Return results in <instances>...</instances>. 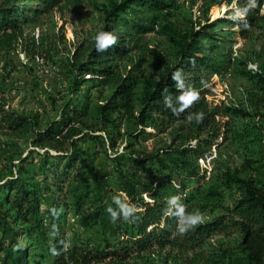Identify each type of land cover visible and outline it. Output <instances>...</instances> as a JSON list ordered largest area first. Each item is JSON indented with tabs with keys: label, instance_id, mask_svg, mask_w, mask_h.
<instances>
[{
	"label": "trees",
	"instance_id": "1",
	"mask_svg": "<svg viewBox=\"0 0 264 264\" xmlns=\"http://www.w3.org/2000/svg\"><path fill=\"white\" fill-rule=\"evenodd\" d=\"M35 1L44 4L46 11L57 5L56 0ZM238 1L248 4V0ZM164 4L162 0H125L113 5L104 14L108 21L116 23L121 20V16H129L131 19L126 20L125 24L136 36L148 32L150 28L140 21V12L131 6L158 9ZM262 10L264 0H257V6L248 11L241 26L246 21L247 27L251 28L264 19ZM28 20L24 9L18 7L16 0H0V50L23 36L21 26L27 24ZM205 29L203 27L198 31L178 33L175 62L157 78L143 84L138 110L134 104L137 81L128 74H123L119 63L129 59L137 48L136 42L139 39L137 41L136 38L123 35H116L118 39L114 45L98 52L95 48L96 34L84 62L79 63L75 59L76 65L72 64L71 67L79 79L72 81V97L61 108L58 119L40 125L36 119L34 121L18 114L10 109L0 87V133L16 138L30 134V146L43 150L39 153L33 149L25 157H12V161L17 160L19 164V167L14 166L18 173L0 183V264L32 262L28 247L17 241L20 233L27 238L38 235L44 246L49 243L48 235L53 236L51 244L47 246L48 252L52 254L51 264H131V259L143 260L145 255L166 249L192 252L193 258L188 260L190 264H195V251L206 247L211 236L219 234L227 226L238 230L245 245H252V254L246 257L245 251H242L246 263L261 264L260 255L264 250V191L257 187L259 183L252 176L239 177L228 169H221L208 182L201 184L205 174L201 172L198 161L211 155L213 145L220 146L216 143L220 136L224 141L229 139L228 136L233 139L247 137L251 142L264 140V128L255 123L238 121L239 118L250 117L245 111L238 107L209 105L207 102L211 90L209 76L217 74L219 68L215 61L204 55V48L200 45ZM164 30L165 33L171 32L166 27ZM176 69L183 70L182 79L185 84L199 94L196 101L178 114L164 103V95L170 94L174 106L179 107L177 98L183 89L177 88L175 81L171 79ZM86 75L89 76L88 79L84 78ZM256 76L259 89L264 93V77ZM85 82L92 85L81 95ZM109 87H114V91L103 101L100 100L103 91H97V95L92 93L93 90ZM165 89L167 93L164 92ZM201 112L203 119L197 122L195 114ZM190 115L191 120L188 119ZM89 116L97 125L83 123V119ZM173 125H181L179 130L187 126L190 139L195 144L187 143L177 150L127 153L134 149L141 137L154 135L147 131L148 128L157 134L165 133ZM108 127L117 131L116 134L122 139H126L123 152L115 153L113 157L107 152L117 150L118 139L108 135L106 144L101 135L95 134L96 129L103 131ZM85 144H90L93 149L83 148L82 145ZM99 154H104L111 162L112 169L110 174L95 180L93 162ZM33 155L40 161L36 162ZM29 163L37 164L38 171L21 167ZM145 169L149 186L154 184L156 187L151 189L152 195L167 184L174 185L186 212L194 209H199L200 213L206 212L213 206L212 202L221 200L224 192H232L235 188L239 196L223 216L211 222L200 223L194 230L181 234L178 231V218L166 214L167 203L154 198L148 202L140 197L142 183L138 172L142 173ZM21 171L26 174L25 178L19 175ZM49 177L54 180L52 186L47 185ZM108 180L116 184L117 190L126 197L127 202L136 206L139 210L137 218L132 223L117 225L116 229L121 235L115 243L105 242L102 247H65V240L56 236L63 230L65 215H60L59 209L66 200L48 197L46 194L50 187H54L58 194L67 195L69 191L65 190L64 185H76L73 212L82 226L88 227L109 216L106 208L110 204L115 208L113 203H108L83 212L90 194H94L95 200L101 202L102 198L112 192L108 187ZM193 184L197 187L191 188ZM81 186L83 189H80ZM187 190L190 191L185 195ZM52 209L57 214L53 215ZM18 224L26 225L20 229V233L15 228ZM53 246L57 250L56 255L50 251ZM32 264L43 263L33 260Z\"/></svg>",
	"mask_w": 264,
	"mask_h": 264
},
{
	"label": "rangeland",
	"instance_id": "2",
	"mask_svg": "<svg viewBox=\"0 0 264 264\" xmlns=\"http://www.w3.org/2000/svg\"><path fill=\"white\" fill-rule=\"evenodd\" d=\"M56 1L57 5L46 11L47 7L35 0H16L18 7L24 9L25 16L29 20L27 24L21 26L23 36L17 42L0 50V87L11 110L31 120L36 119L40 125L58 119L61 108L72 97V81L77 78L71 65H76L75 59H78L79 63L84 62L91 50L92 39L101 31L136 38L137 41L139 39L136 42L137 48L129 59L119 63L123 74H128L137 81L134 104L138 110L143 84L157 78L175 62V43L179 40L178 33L198 31L205 27V36L202 35L200 38V45L204 48V55L215 61L219 68L217 74L209 76L211 90L207 102L209 105L238 107L250 115L249 118H239L238 121L255 123L264 128V93L259 89L256 76L264 77V19L248 28L241 26L244 18H233L237 9L246 7L247 3H240L238 0H162L165 4L158 9L132 5L131 8L140 12V21L150 28L148 32L134 36L135 34L125 24L126 20L131 19L129 16H121V20L116 23L108 21V17L104 14L113 5L125 0ZM164 27L171 29V32L165 33ZM88 77L86 75L84 78L88 79ZM91 85L90 82H85L81 88V95ZM97 91H103L100 99L103 101L112 94L114 87L93 90V95H97ZM83 123L97 125L90 116L83 119ZM180 126L173 125L165 133L157 134L148 128L147 131L154 135L141 137L134 149L127 153L161 149L177 150L187 143L195 144L190 139L188 127L183 126L184 129L179 130ZM116 133L117 131L109 127L103 131L96 129L95 132L105 139L106 144L108 135L118 139L117 150L107 152L110 157L115 153H122L125 147L126 139H122ZM29 137L30 134L16 138L0 133V183L18 173L14 166L19 167V164L17 160L12 161V157L15 155L25 157L33 149L39 153L43 152L30 146ZM228 137L229 139L224 141L220 136L216 140L220 146L213 145L211 155L205 160L198 161L201 172L205 174L201 184L208 182L221 169H228L239 177H254L259 183L257 187L264 191V140L251 142L243 136L238 139ZM82 147L93 149L90 144ZM51 153L55 154L53 151ZM33 157L36 162L40 161L36 155ZM93 164L95 180L111 173L112 164L104 154H99ZM36 165L29 163L21 167L35 172L38 171ZM19 175L22 178L26 177L22 171ZM138 175L142 183L140 197L144 201L149 202L154 198L168 204L170 197L178 195L174 185L169 184L159 188L152 195L151 189L154 190L156 187L154 184L149 186L147 169L142 173L138 172ZM53 181V178L49 177L47 185L52 186ZM64 187L69 191L67 195L58 194L54 187H50L46 195L53 199L59 198V201L66 200L59 209L60 215H65L63 230L56 236L65 240V247L69 248L73 245L102 247L105 242L115 243L121 235L116 229L117 225L123 226L126 221L118 219L112 222L110 216H105L96 223L83 227L72 207L77 193L76 185L66 183ZM108 187L112 192L102 198L101 202L95 200L94 194H90L83 212L91 211L100 204L113 203L112 197L116 195L127 201L112 180H108ZM194 187L196 188L197 185L193 184L191 188ZM80 189H83V186ZM189 191L187 190L185 195ZM238 196L236 188L232 192H224L221 200L212 202L213 206L201 213L202 223L223 216ZM180 201L183 204V200ZM25 226L18 224L15 228L20 233V229ZM38 237L34 235L27 238L20 233L17 241L28 247L32 261L30 264L33 260L51 264L52 254L48 252L47 246L51 244L53 236L48 235L47 246H44L42 239ZM243 250L246 257L254 252L252 245L247 246L243 243L242 236L235 227L227 226L219 234L211 236L206 247L195 251L197 258L194 262L195 264H247ZM202 253L205 254L202 256ZM193 256L192 252L166 249L145 255L143 260L131 259L129 263L190 264L188 259ZM260 260L261 264H264V250L261 251Z\"/></svg>",
	"mask_w": 264,
	"mask_h": 264
},
{
	"label": "clouds",
	"instance_id": "3",
	"mask_svg": "<svg viewBox=\"0 0 264 264\" xmlns=\"http://www.w3.org/2000/svg\"><path fill=\"white\" fill-rule=\"evenodd\" d=\"M256 6L257 0H248L247 6L242 9H237L233 18H244L247 15L249 9L255 8ZM244 26H247L246 21H244ZM117 39L118 37L113 33L101 31L97 33L95 37V48L98 52H103L109 46L114 45L117 42ZM182 75H184L183 70L176 69L171 76V79L175 81V86L179 89H183L182 94L177 98L179 107L174 106L173 98L170 94L164 95L165 105L171 108L172 111L176 114L188 108L194 101L198 99L199 95L195 89L185 84L184 79H182ZM164 92L167 93V89H165ZM188 119L191 120L192 116L190 115ZM195 119L197 120V122L201 121L203 119V113H196ZM112 202L116 207L114 208L109 205L106 208V212L109 214L112 222H116L118 219H123L124 221L129 223L135 221V219L137 218V208L135 205L122 199L120 195L113 196ZM51 211L53 215L57 214L55 209H52ZM166 214H170L178 218V231L181 234L186 233L190 230H194L198 224L203 222V216L201 215L199 209H194L190 212L185 211V207L181 203L179 195H175L169 198ZM53 228L55 229V225H53ZM50 251L53 253V255L58 254L55 246H53Z\"/></svg>",
	"mask_w": 264,
	"mask_h": 264
}]
</instances>
